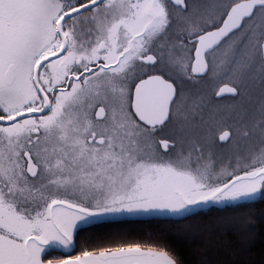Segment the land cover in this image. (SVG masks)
<instances>
[{"label":"snow or ice","instance_id":"1","mask_svg":"<svg viewBox=\"0 0 264 264\" xmlns=\"http://www.w3.org/2000/svg\"><path fill=\"white\" fill-rule=\"evenodd\" d=\"M261 192L264 0H0V264H183L75 233Z\"/></svg>","mask_w":264,"mask_h":264},{"label":"trees","instance_id":"2","mask_svg":"<svg viewBox=\"0 0 264 264\" xmlns=\"http://www.w3.org/2000/svg\"><path fill=\"white\" fill-rule=\"evenodd\" d=\"M163 239L183 264H264V192L250 201L208 207L183 218L92 222L79 227L78 253Z\"/></svg>","mask_w":264,"mask_h":264},{"label":"water","instance_id":"3","mask_svg":"<svg viewBox=\"0 0 264 264\" xmlns=\"http://www.w3.org/2000/svg\"><path fill=\"white\" fill-rule=\"evenodd\" d=\"M209 206H213V205H209ZM206 206V207H209ZM219 206V205H216ZM206 207H200L197 208L195 210H193L192 212H189L187 214H185L184 216H173V215H133V216H104V217H100V218H96V220H98L99 222H118V221H124V220H134V219H146V218H183L185 216H188L192 213H195L203 208Z\"/></svg>","mask_w":264,"mask_h":264},{"label":"rangeland","instance_id":"4","mask_svg":"<svg viewBox=\"0 0 264 264\" xmlns=\"http://www.w3.org/2000/svg\"><path fill=\"white\" fill-rule=\"evenodd\" d=\"M260 194L261 193L257 194L254 198L258 197ZM238 202H240V201H238ZM125 215H127V216H133V215H166V214H158V213H124V214H116V215H108V216H112L113 217V216H125Z\"/></svg>","mask_w":264,"mask_h":264},{"label":"flooded vegetation","instance_id":"5","mask_svg":"<svg viewBox=\"0 0 264 264\" xmlns=\"http://www.w3.org/2000/svg\"><path fill=\"white\" fill-rule=\"evenodd\" d=\"M215 102H216V101H214V103H215ZM229 102H230V101H228L226 98H225V99H222V100H219V103H220L221 105H226V104L229 103ZM76 234H77V231H76V233H75L74 240H75V238H76ZM73 254H79L78 251L76 250V247H75V251H74ZM53 255H58V253L53 252Z\"/></svg>","mask_w":264,"mask_h":264}]
</instances>
